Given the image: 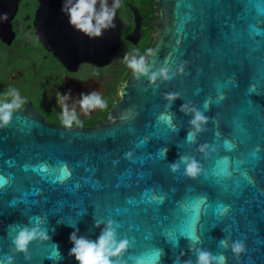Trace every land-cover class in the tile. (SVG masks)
Listing matches in <instances>:
<instances>
[{"label": "water", "instance_id": "95a60500", "mask_svg": "<svg viewBox=\"0 0 264 264\" xmlns=\"http://www.w3.org/2000/svg\"><path fill=\"white\" fill-rule=\"evenodd\" d=\"M37 2L36 37L57 61L77 67L113 60L121 42L117 8L114 27L90 38L69 25L67 0ZM262 6L264 0H156L161 21L146 61L153 71L183 73L156 87L132 72L106 124L65 129L15 110L0 127V264L13 254L15 226L31 227L35 217L51 239L33 242L30 259L15 254L13 264H77L70 234L78 229L96 240L104 227L96 221L109 220L129 242L121 264H195L196 248L222 253L226 264H264ZM13 12L1 30H10ZM168 93L178 96L170 107ZM184 104L208 117L194 143ZM180 156L200 164L195 180L183 175V164L170 171ZM224 238L242 241L245 251L236 257L224 250Z\"/></svg>", "mask_w": 264, "mask_h": 264}, {"label": "flooded vegetation", "instance_id": "af4514ba", "mask_svg": "<svg viewBox=\"0 0 264 264\" xmlns=\"http://www.w3.org/2000/svg\"><path fill=\"white\" fill-rule=\"evenodd\" d=\"M14 7L10 30L0 29V102L10 100L7 93L18 90L24 104L20 109L32 113L46 125L63 127L61 96L71 90L72 99L93 90L107 102L104 109L83 113L76 105L80 123L71 129H94L110 121L109 111L119 101V90L133 72L125 56H145L154 43L161 14L156 0H119L121 42L113 60L104 66L61 64L36 37L37 0H0V16L6 5ZM12 9L10 11H12ZM70 108L72 101H67Z\"/></svg>", "mask_w": 264, "mask_h": 264}, {"label": "clouds", "instance_id": "9594fccd", "mask_svg": "<svg viewBox=\"0 0 264 264\" xmlns=\"http://www.w3.org/2000/svg\"><path fill=\"white\" fill-rule=\"evenodd\" d=\"M99 5V7H97ZM119 6L118 0L111 7H109L108 0H67L62 11H66L69 19V25L77 31L83 33L90 38H99L103 32L110 27H114L113 20L116 15L115 9ZM127 67L130 68L136 75L137 79L147 77L151 85L158 87L157 80L161 82L171 80L178 73H183V67H180L176 72L171 71L167 66H162L153 71L146 61L145 56H125ZM7 96L11 97L10 100L0 102V127H7L10 125L13 113L15 110L20 109L24 104L18 90L11 89ZM65 101L62 104V124L65 129H71L74 124H79L80 121L76 112V105L79 109L89 114L96 109H104L107 107V102L102 98L99 92L93 90L89 93H80L79 98L72 99L71 90L61 96ZM164 99L169 102V107L172 102L178 99V96L173 93H168ZM67 101H72L70 108ZM181 111L185 115L191 114L189 124L193 131L187 134V139L190 142H195L197 134L204 131V126L208 123L206 117L201 111L188 105H182ZM161 119L166 120L171 124L170 116H162ZM207 145L201 146L199 149L204 152ZM163 154L166 156L167 148L163 149ZM185 165L183 175L189 179L195 180L201 173L202 169L197 160L193 157L180 156L176 162L169 164V169L172 173H177L181 165ZM224 211H227L225 208ZM32 226L16 225V232L12 238V255L5 257L6 264H13L15 254H23L25 259L29 257V246L33 242H47L50 241V236L47 229L42 227L43 220L40 217H35L34 221H29ZM104 227L96 240L89 239L85 236L78 235L79 230L73 231L70 234L69 240L73 247L69 251V256L74 257L77 264H121L123 254L129 247L127 239L118 238L117 225L111 220L96 221L95 227L99 228L101 225ZM192 243H198L199 240L194 235L187 237ZM220 245L224 250L230 248L232 254L239 257L245 251V245L240 240L232 241L224 238L221 240ZM59 259H63L59 253ZM160 255H163V250H160ZM195 264H226V257L221 253L213 255L212 252L202 249H195ZM137 264H143L142 261L137 260ZM185 264H192V261H186Z\"/></svg>", "mask_w": 264, "mask_h": 264}, {"label": "bare ground", "instance_id": "6f19581e", "mask_svg": "<svg viewBox=\"0 0 264 264\" xmlns=\"http://www.w3.org/2000/svg\"><path fill=\"white\" fill-rule=\"evenodd\" d=\"M5 8V12L3 13V16L1 15L0 16V23L2 22V24H3V26L5 27V21H6V15L9 13V11L12 9V5H6V6H4Z\"/></svg>", "mask_w": 264, "mask_h": 264}, {"label": "snow or ice", "instance_id": "6c2138e0", "mask_svg": "<svg viewBox=\"0 0 264 264\" xmlns=\"http://www.w3.org/2000/svg\"><path fill=\"white\" fill-rule=\"evenodd\" d=\"M262 19H264V6H262ZM261 34H264V33H261ZM205 107H207V105H205ZM226 147H231V145H226ZM5 181L3 179L2 176H0V184H3ZM195 219H196V215H193V221L195 222Z\"/></svg>", "mask_w": 264, "mask_h": 264}]
</instances>
